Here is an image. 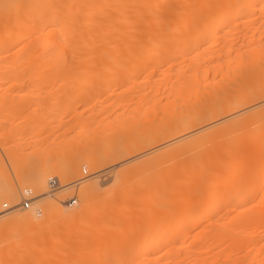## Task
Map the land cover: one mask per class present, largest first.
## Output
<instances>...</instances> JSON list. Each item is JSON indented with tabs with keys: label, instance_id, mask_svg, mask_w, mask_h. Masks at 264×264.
<instances>
[{
	"label": "bare ground",
	"instance_id": "6f19581e",
	"mask_svg": "<svg viewBox=\"0 0 264 264\" xmlns=\"http://www.w3.org/2000/svg\"><path fill=\"white\" fill-rule=\"evenodd\" d=\"M13 109L31 120L1 135L17 137L28 188L10 211L21 187L0 173V236L32 240L6 254L104 264L84 250L116 239L107 264H264V0H0V112ZM70 121L75 136L46 146ZM26 128L43 156L19 162ZM81 166L96 175L74 184ZM76 185L70 210L54 192ZM152 203L157 236L141 247Z\"/></svg>",
	"mask_w": 264,
	"mask_h": 264
},
{
	"label": "rangeland",
	"instance_id": "374dc122",
	"mask_svg": "<svg viewBox=\"0 0 264 264\" xmlns=\"http://www.w3.org/2000/svg\"><path fill=\"white\" fill-rule=\"evenodd\" d=\"M170 43L175 44V46H176V45H180L181 42L173 41V42H170ZM151 57H152V55L149 53L148 55H146L144 57V59L150 60ZM148 74H149V70L144 72V73H142L139 81H142L145 78L147 79L148 78V76H147ZM102 90H103V87H99L98 86L97 92H101ZM83 93L86 94V92H83ZM130 93H134L133 90H130ZM83 108L84 107L82 106V103H81L79 105L80 111ZM28 111H30V110L26 111V114L24 115L25 118H22L21 120L25 119V121H27V122L29 120H31L30 119V113ZM18 112H19V110H17V109H13L12 111H9V112H0V173H2V174L3 173L4 174L7 173L8 174V181L11 182L12 184H14L17 187L19 186L18 185L19 181L17 179L16 173H15V169H14L13 163H12V161H11L9 155H8V152L14 151L15 148H16V145H17V141H16L17 137H15L13 133L15 131H18V128H19L18 123L21 121L18 118ZM56 124H53L52 130L50 132L43 133L41 135V137H40L42 139H45V137L48 134L50 135L49 139H48V141L46 143V146L48 144H53L55 138H57L58 136H61L60 138L62 140V139H64V135H67V133H69L70 136L72 137V136H75V134L79 130V128L75 125V123L73 121H70L64 127H61V126L60 127H55ZM16 128H17V130H16ZM7 129L8 130H14V132L12 131L13 133H9L8 135H6V136H4L2 138L1 134L4 131H6ZM24 141H28L29 148H27L25 150V153H24L23 157L21 158V160H19V162L20 161L24 162L28 158L27 156H29L32 153H37L39 158H41L43 156L37 150V148L39 146L38 138L35 136V134H33L27 128L23 132V141L22 142H24ZM40 162L41 161H39V163ZM84 168L87 169V175L83 173V169ZM94 175H96V174H93L92 170L88 166H81L79 168V170H78V173L73 178L72 183L75 184V183L79 182L78 181L79 178L83 177L82 180H84V179H89V178H91ZM93 180H95V178H92L91 180H87V182L93 181ZM59 181L60 182L62 181L63 183H65L64 179L62 180V178L59 179ZM84 183H86V182H83L82 184H80V188H81V186L84 185ZM19 187H21V186H19ZM25 187L28 188V186H22L21 188H18V200L16 202L18 204L15 203L16 206L13 207L14 204L10 203V201H9V206L13 207L10 211L14 210V208L16 209V207H17V209L20 208L21 206L25 207L24 205H20V202L22 201V198H23L22 191L25 189ZM73 188L70 189V191H68V192L60 193L61 191L59 192V190H57V192L56 191L54 192L57 198L58 197H62V196L65 197L66 200H64V202H60V203H62V205H64V207L65 206L66 207L69 206L70 210H72V209H74L76 207V205L78 203L79 194H80L79 193L80 190H78L79 185L78 186L76 185V187L74 186ZM34 192L35 191H33L32 194H31L32 197H34L33 195H35V194L38 195L37 193H39L40 191H38L37 193L36 192L34 193ZM54 193H52V194H54ZM44 195L46 196V194H44ZM72 198L77 199V202L74 205H69V203H71V202H69V200L72 199ZM6 202H8L7 199H2V201H0V206L2 205V209L4 208V210H5L4 203H6ZM99 203H100V199L98 200L97 204H99ZM18 205H20V207ZM137 208H138V206L136 208H134V213H133L134 216L137 213ZM157 208H158V206L155 205L154 203H152L149 206V208H147L145 215L142 216V223L146 222L147 216H150V215H152V219L153 220L151 221L149 228H145L144 229L143 237H142L141 241L139 242V245L141 247L144 246L151 237H154V239H155L156 236H157V232H155V224H156V222H155V219H154L156 214H157ZM5 211L8 212L9 210H5ZM125 215L126 214H125V211H124V208H123L121 210V212H120L119 219L123 220L125 218ZM49 221H50L49 217L44 218V219L40 220L39 222H38V220H36L32 224V227H35L36 229L44 228V227L49 225ZM134 227H135V224H133V221L126 222V224L124 226V232L121 234V236L123 238L129 237V239H132L133 238L132 233L134 231ZM53 232H54V230H53ZM31 236H32V233L28 235L27 231H25V230L17 231L13 235H10L8 238L0 236V261H1L2 257L6 254L7 250L10 249L11 246H9V245H11V244L13 245L14 244L16 246L17 244L23 242V240H24L25 245H31V240H32ZM51 236L53 238V235H51ZM51 236H50V238H51ZM16 242H18V243H16ZM26 247L27 246H24L23 250L21 251V253L24 255V256H22L23 260L21 259L20 255H19L20 253L16 252L15 254H12V253H9L10 255L6 254L7 259L5 258L6 260H3L5 263H3L2 261L1 262L3 264H38L37 260L26 261L27 259H26L25 256L28 253L27 252L28 248H26ZM118 250H119V242L116 239H113L112 241L106 243V245L100 246V247L94 246L93 242H90L88 244L87 248L84 250V252H86L89 256H93L96 260H99V261L101 260L102 263L107 264V261H108L107 256L110 253V251H118ZM63 255H65V254H61V255H57V256L61 257ZM153 257L154 256L152 254V255H147L146 258L143 259V260H140V259L135 260L131 256L130 258H128L126 260V262L124 264H153L152 263ZM19 261H21V262H19ZM1 262H0V264H2ZM63 262L64 261L57 262L54 259V260H52V262H49L48 264H56V263L57 264H61V263L64 264Z\"/></svg>",
	"mask_w": 264,
	"mask_h": 264
}]
</instances>
